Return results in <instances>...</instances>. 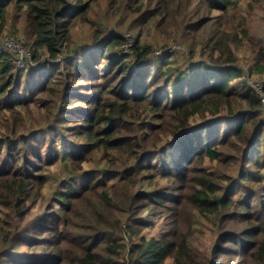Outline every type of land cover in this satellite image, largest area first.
Wrapping results in <instances>:
<instances>
[{
	"label": "trees",
	"instance_id": "trees-1",
	"mask_svg": "<svg viewBox=\"0 0 264 264\" xmlns=\"http://www.w3.org/2000/svg\"><path fill=\"white\" fill-rule=\"evenodd\" d=\"M98 1L0 0V34L16 6L32 51L17 66L0 42V264H264V101L248 83L259 75L264 93V30L229 22L233 0H104L92 16ZM79 22L91 37L74 48ZM33 105L44 121L26 116ZM231 164L223 183L215 167ZM199 220L208 254L193 245Z\"/></svg>",
	"mask_w": 264,
	"mask_h": 264
},
{
	"label": "rangeland",
	"instance_id": "rangeland-1",
	"mask_svg": "<svg viewBox=\"0 0 264 264\" xmlns=\"http://www.w3.org/2000/svg\"><path fill=\"white\" fill-rule=\"evenodd\" d=\"M234 5L232 8H230L226 14V17L228 18L229 22H232L233 24H237V22H244L245 25H247L249 32L255 31L256 33L259 34L261 30H264V0H233ZM16 6H11L9 9V16H8V26L7 28L0 34V42L8 43L7 47L10 49L14 54H22L26 55V52L29 54V60L32 59L31 56V48L29 47L28 41H29V33L26 32V28L24 27L23 22L20 20V15L18 13L20 12L18 8H15ZM105 9V3L104 0H99L97 3H93L92 5V12L91 15L95 16L96 14H102ZM212 14H220L224 15L223 12L216 10L212 11ZM14 28L15 30H12L11 27ZM92 29L87 26L86 23L84 22H79L76 24V26L72 30V41L71 45L74 48H77L78 46L85 45L84 47H87L85 44L89 37H91V32ZM162 33L155 34L153 31H147L144 29L142 33V38H145V40H148L149 42H154L157 47L160 46L163 42L164 37L161 36ZM123 35L127 39V45L133 44L134 42V36L127 32L123 31ZM164 36V35H163ZM89 45V44H88ZM181 47L176 44H171V46H168V48H163L161 49H156V52H166L169 51L170 49H180ZM237 56L238 60L241 64H245L250 57L248 49L243 45H238L237 47ZM68 52L64 51L62 53V57L67 56ZM65 58V57H64ZM46 60V63H48L49 66L52 64L58 62L57 59H52L50 58L47 54H44L41 56V59L39 63L44 64V61ZM37 64V63H36ZM24 65V64H23ZM248 83L252 86V84H259L261 82V78L259 75H253L248 79ZM56 98L55 94L47 95L45 97V100L53 101ZM70 99V98H68ZM66 99V102L67 100ZM72 105V104H71ZM32 114L29 116V114L25 113L28 118L33 117L34 122H42L45 120V116L43 115L45 113V108H37L35 105L31 107ZM34 112V113H33ZM37 112V113H36ZM8 112H3L4 118H1L0 120V130H3L2 125L3 122H7V116ZM40 115V116H39ZM2 117V116H1ZM6 118V119H5ZM197 122H199V118H197ZM101 163L100 157L94 153L90 157V159L87 161V163L84 164V168L88 167H94L96 164ZM215 169L218 172H221L222 178L221 182L225 183L227 182V176L233 175L235 172V165H230V166H220V167H215ZM48 171L49 176L51 179L46 183L45 188H44V196L48 197L49 194L52 192L53 188L55 187V184L57 182L54 179L55 176L60 173L62 170L60 162H57L55 165L47 167L45 169ZM224 174V175H223ZM113 182L115 179L112 180ZM159 184L164 185L165 180L164 179H159L158 180ZM147 187L144 185V183L138 182L135 183L133 186V190H145ZM37 206L33 208L35 210ZM140 217L146 220L150 225L153 221H155L158 218V215H150L147 212H142L140 214ZM31 221H27L28 226L30 225ZM9 223V221H8ZM23 223H21L18 215H14L12 219V225H15V227H21ZM195 224V239L193 240V245L196 249V251L200 254H208L210 245L212 243L213 237H214V231L212 225L207 222L206 220H199L194 223ZM123 230V224L120 225V231ZM155 227L153 228L152 226H146V227H141L140 233H146V235H149L150 233H153L155 231ZM125 236H127L125 234ZM125 240V237L123 238ZM17 250H22L26 251V247H18ZM163 264H170L169 260L167 259Z\"/></svg>",
	"mask_w": 264,
	"mask_h": 264
},
{
	"label": "built area",
	"instance_id": "built-area-1",
	"mask_svg": "<svg viewBox=\"0 0 264 264\" xmlns=\"http://www.w3.org/2000/svg\"><path fill=\"white\" fill-rule=\"evenodd\" d=\"M5 45L7 46L8 43H5ZM27 60H29V54L28 52H26V55H22L20 54H15V59H14V63L17 66H22ZM252 87L254 88V90L260 94V98L262 101H264V93L262 92L261 88H262V84H252Z\"/></svg>",
	"mask_w": 264,
	"mask_h": 264
}]
</instances>
